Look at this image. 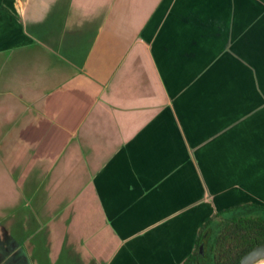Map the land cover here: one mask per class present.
Instances as JSON below:
<instances>
[{
  "label": "crops",
  "instance_id": "obj_1",
  "mask_svg": "<svg viewBox=\"0 0 264 264\" xmlns=\"http://www.w3.org/2000/svg\"><path fill=\"white\" fill-rule=\"evenodd\" d=\"M264 207V0H0V264H182Z\"/></svg>",
  "mask_w": 264,
  "mask_h": 264
},
{
  "label": "trees",
  "instance_id": "obj_2",
  "mask_svg": "<svg viewBox=\"0 0 264 264\" xmlns=\"http://www.w3.org/2000/svg\"><path fill=\"white\" fill-rule=\"evenodd\" d=\"M262 243L264 207H232L213 214L202 224L193 251L182 264H239L245 254Z\"/></svg>",
  "mask_w": 264,
  "mask_h": 264
},
{
  "label": "water",
  "instance_id": "obj_3",
  "mask_svg": "<svg viewBox=\"0 0 264 264\" xmlns=\"http://www.w3.org/2000/svg\"><path fill=\"white\" fill-rule=\"evenodd\" d=\"M199 253H203V244L199 246ZM264 261V243L256 245L251 251L245 254L239 264H258Z\"/></svg>",
  "mask_w": 264,
  "mask_h": 264
},
{
  "label": "rangeland",
  "instance_id": "obj_4",
  "mask_svg": "<svg viewBox=\"0 0 264 264\" xmlns=\"http://www.w3.org/2000/svg\"><path fill=\"white\" fill-rule=\"evenodd\" d=\"M258 264H264V261H261L260 263H258Z\"/></svg>",
  "mask_w": 264,
  "mask_h": 264
}]
</instances>
